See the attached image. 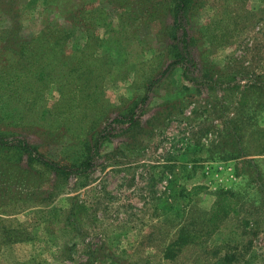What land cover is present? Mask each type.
I'll return each instance as SVG.
<instances>
[{
	"label": "rangeland",
	"instance_id": "rangeland-1",
	"mask_svg": "<svg viewBox=\"0 0 264 264\" xmlns=\"http://www.w3.org/2000/svg\"><path fill=\"white\" fill-rule=\"evenodd\" d=\"M132 2L19 0L20 22L0 9V137L63 164L93 157L64 178L0 153V264H264V179L231 169L238 149L264 153V0H198L186 78L167 69L172 0ZM133 9L130 41H112ZM182 226L195 241L165 259Z\"/></svg>",
	"mask_w": 264,
	"mask_h": 264
},
{
	"label": "trees",
	"instance_id": "trees-1",
	"mask_svg": "<svg viewBox=\"0 0 264 264\" xmlns=\"http://www.w3.org/2000/svg\"><path fill=\"white\" fill-rule=\"evenodd\" d=\"M198 0H172V8H171V18H172V25H171V41H174V47H173V62L170 63V65L167 67V69H175L177 65H181L184 67V70L182 72L183 76H187V66L190 63L194 62V54L192 53V50L190 49V41L191 35L189 33V28L186 23V13L189 9L195 5V3ZM106 4H111L115 6L116 8H121L124 6H131L134 5L132 0H106ZM149 6L151 7V3H149ZM0 9H2L5 13H7L12 19L17 20L20 22V17L18 16V12L20 10L19 6V0H0ZM86 6H83L82 8H77V10H80V13L85 12ZM128 10V9H127ZM98 16L96 17V25L101 26V22H104V10H98ZM125 12V11H124ZM123 12V13H124ZM121 14V26L118 30L119 31V36L117 38H114L112 41H130L128 40V37H125L127 35L126 31L127 29L129 30V23L132 22V19L135 17L131 16L127 18V15H134L136 14V10H129L128 12L126 11L125 14ZM15 21L16 23H18ZM105 23V22H104ZM8 44H6V50L15 52V53H22V43L19 42L18 38L12 33L10 37H7ZM122 43V42H121ZM121 46V45H120ZM124 54H127L126 51H123ZM127 61L121 60L118 65H122L126 63ZM120 65V66H121ZM186 78V77H185ZM257 82V81H256ZM257 84V83H256ZM254 88L251 87L250 89H245V90H240L238 89L239 92V106H246L249 104V95L252 89ZM106 136L103 134H99L94 142L93 145V151L97 152V150L100 149L101 145L103 142H105ZM92 149V148H91ZM91 149L88 150L86 156L84 159L78 163V164H63L54 160H51L46 157L45 154H43L40 149L27 141L26 139L23 138H16L12 140H8L4 137H0V153L1 157L2 154H5L4 158L1 159L3 160V164L6 163V161L11 163V159H6L9 158V154L11 153L14 157L18 158H26L27 161L29 162V165H39L43 167L44 169L54 173L57 176H61L64 178H68L69 175L72 173H82L88 171L92 165V154H91ZM262 152H264V145L263 148L261 149ZM246 155H250L249 153H246L245 151H240L238 149V152L233 155L231 158L236 161V173L237 175H242V177H247L250 180L255 179L257 183H259V187L261 190L263 189L261 179H264V171L261 170L260 166H258L257 160L258 158H247L246 160ZM262 159V158H261ZM6 160V161H4ZM242 160V161H240ZM264 160V159H263ZM225 193V194H224ZM221 196L224 194V197L226 198L228 195H226V192H221L219 193ZM236 198V196H234ZM238 202V200H236ZM83 209L80 206L76 207V204L73 206L72 209V214L74 215L79 214ZM230 211H237V209L234 210H227L224 211L226 215ZM220 212L215 211L213 214V217L211 218V223L216 224L218 220L220 219ZM216 229V228H215ZM196 238V233L192 232L191 230L188 229L187 226H182L179 229L177 238L169 243L167 247L165 248L163 252V256L165 259L168 258H173L176 256V252L182 249L184 246L188 245L189 243H192L195 241Z\"/></svg>",
	"mask_w": 264,
	"mask_h": 264
},
{
	"label": "crops",
	"instance_id": "crops-1",
	"mask_svg": "<svg viewBox=\"0 0 264 264\" xmlns=\"http://www.w3.org/2000/svg\"><path fill=\"white\" fill-rule=\"evenodd\" d=\"M112 9V8H111ZM118 22H119V20H118ZM111 23L112 22H110L109 23V26H107L104 22H101V27H103V28H106L107 29V31H110L112 28H111ZM256 158H263L264 159V153L263 154H258V155H254ZM231 169H232V174H233V176H235V177H240V178H242V175H237V173H236V161L234 160V162L231 164Z\"/></svg>",
	"mask_w": 264,
	"mask_h": 264
}]
</instances>
